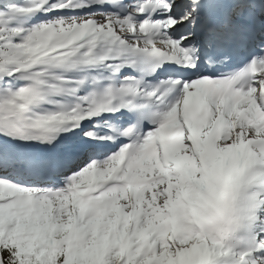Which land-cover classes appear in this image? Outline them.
Wrapping results in <instances>:
<instances>
[{
	"label": "snow or ice",
	"instance_id": "snow-or-ice-1",
	"mask_svg": "<svg viewBox=\"0 0 264 264\" xmlns=\"http://www.w3.org/2000/svg\"><path fill=\"white\" fill-rule=\"evenodd\" d=\"M0 264H264V0H0Z\"/></svg>",
	"mask_w": 264,
	"mask_h": 264
}]
</instances>
